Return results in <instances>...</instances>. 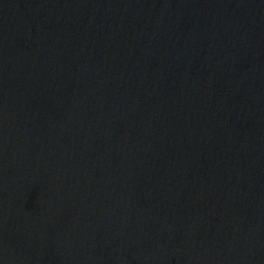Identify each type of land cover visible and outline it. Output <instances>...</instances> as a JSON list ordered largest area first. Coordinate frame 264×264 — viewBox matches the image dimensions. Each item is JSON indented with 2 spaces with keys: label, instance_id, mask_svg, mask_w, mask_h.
<instances>
[{
  "label": "water",
  "instance_id": "95a60500",
  "mask_svg": "<svg viewBox=\"0 0 264 264\" xmlns=\"http://www.w3.org/2000/svg\"><path fill=\"white\" fill-rule=\"evenodd\" d=\"M0 264H264V0H0Z\"/></svg>",
  "mask_w": 264,
  "mask_h": 264
}]
</instances>
